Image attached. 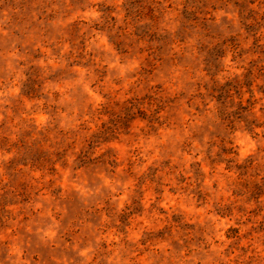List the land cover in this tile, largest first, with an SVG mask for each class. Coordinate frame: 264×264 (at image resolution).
I'll use <instances>...</instances> for the list:
<instances>
[{
    "label": "rangeland",
    "instance_id": "rangeland-1",
    "mask_svg": "<svg viewBox=\"0 0 264 264\" xmlns=\"http://www.w3.org/2000/svg\"><path fill=\"white\" fill-rule=\"evenodd\" d=\"M0 264H264V0H0Z\"/></svg>",
    "mask_w": 264,
    "mask_h": 264
}]
</instances>
